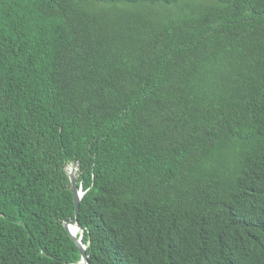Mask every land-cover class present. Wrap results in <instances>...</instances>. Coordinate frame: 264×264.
<instances>
[{
    "label": "trees",
    "instance_id": "obj_1",
    "mask_svg": "<svg viewBox=\"0 0 264 264\" xmlns=\"http://www.w3.org/2000/svg\"><path fill=\"white\" fill-rule=\"evenodd\" d=\"M76 163L91 264H264V0H0V264H84Z\"/></svg>",
    "mask_w": 264,
    "mask_h": 264
},
{
    "label": "water",
    "instance_id": "obj_2",
    "mask_svg": "<svg viewBox=\"0 0 264 264\" xmlns=\"http://www.w3.org/2000/svg\"><path fill=\"white\" fill-rule=\"evenodd\" d=\"M77 169H78V163L74 164V168H69V166L66 167V172L68 174L70 181V188L72 189L73 192L74 217L69 221L65 222L64 225L81 253L80 261L84 264H91L86 250L87 246L82 240V233H80L82 231V227L79 224L78 213L80 207V200L84 193V190L82 189V185L77 182V177H78ZM73 225L78 228V233H80L78 236L73 234L70 230V226Z\"/></svg>",
    "mask_w": 264,
    "mask_h": 264
},
{
    "label": "bare ground",
    "instance_id": "obj_3",
    "mask_svg": "<svg viewBox=\"0 0 264 264\" xmlns=\"http://www.w3.org/2000/svg\"><path fill=\"white\" fill-rule=\"evenodd\" d=\"M69 168H74V164H70ZM70 230L73 234L77 235L78 234V228L76 226H70ZM79 235V234H78Z\"/></svg>",
    "mask_w": 264,
    "mask_h": 264
}]
</instances>
